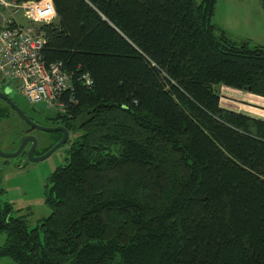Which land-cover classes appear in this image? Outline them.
<instances>
[{"label":"trees","instance_id":"16d2710c","mask_svg":"<svg viewBox=\"0 0 264 264\" xmlns=\"http://www.w3.org/2000/svg\"><path fill=\"white\" fill-rule=\"evenodd\" d=\"M51 1L42 57L73 74L75 102L50 111L66 163L35 227L0 200V260L264 264V120L216 92L264 98V46L212 23L216 0Z\"/></svg>","mask_w":264,"mask_h":264},{"label":"rangeland","instance_id":"374dc122","mask_svg":"<svg viewBox=\"0 0 264 264\" xmlns=\"http://www.w3.org/2000/svg\"><path fill=\"white\" fill-rule=\"evenodd\" d=\"M212 23L230 34L249 39L254 45L264 46V13L260 0H216ZM8 86L17 102L22 107H27L26 100L16 92L14 84L9 83ZM216 92L222 99L223 107L264 120V98L259 99L249 91L241 90L235 93L221 87H217ZM33 106L46 115H54L46 110L42 103ZM11 131L12 129H9V135ZM14 135L13 139H15ZM66 150L65 145L44 161L29 162L27 165L24 162L23 168L19 166L21 158L8 160L7 163L0 159V190H2L0 200L11 204L17 216H24L28 228L41 223L50 213L43 202L44 184L51 172L66 163ZM4 240V235L0 234V246L4 244ZM0 264L16 263L3 258Z\"/></svg>","mask_w":264,"mask_h":264},{"label":"built area","instance_id":"2783aa9c","mask_svg":"<svg viewBox=\"0 0 264 264\" xmlns=\"http://www.w3.org/2000/svg\"><path fill=\"white\" fill-rule=\"evenodd\" d=\"M56 19L51 0H0V84L13 83L16 92L31 106L42 103L48 111L63 113L65 95L75 102L71 97L73 74L60 61L45 63L42 50L46 38L39 29ZM77 81L86 88L92 86L87 74H79Z\"/></svg>","mask_w":264,"mask_h":264},{"label":"flooded vegetation","instance_id":"af4514ba","mask_svg":"<svg viewBox=\"0 0 264 264\" xmlns=\"http://www.w3.org/2000/svg\"><path fill=\"white\" fill-rule=\"evenodd\" d=\"M10 89L9 86H2L0 84V151L5 154H13L19 149L22 141L25 142V144L17 156H0V159L7 163L8 160H18L21 158L19 166L23 168L25 167V163L26 165L29 164V162L37 163L32 162L28 156V153L33 146V138L36 140L33 150L31 151V157L33 158L43 156L63 138L62 131L45 132L37 129L36 126L42 128H66L60 121L54 120V115H46L35 109L34 106L29 105L27 102L28 106L22 107L12 96V91ZM5 128L8 129L6 130ZM9 129H12L10 135L8 132ZM13 131L17 134L15 133L14 135ZM13 135L15 136V139L12 138ZM69 137L70 132L68 131V140ZM4 142L7 144L4 145ZM65 145L66 143L63 146ZM16 163L17 161L15 164Z\"/></svg>","mask_w":264,"mask_h":264},{"label":"water","instance_id":"95a60500","mask_svg":"<svg viewBox=\"0 0 264 264\" xmlns=\"http://www.w3.org/2000/svg\"><path fill=\"white\" fill-rule=\"evenodd\" d=\"M244 91L248 92L249 88H245ZM37 129L41 130V131H45V132H56V131H62L63 132V138L62 140L57 143L55 146H53L51 149H49L43 156L38 157V158H33L31 157V151L33 150V146L36 142V140L33 138L32 142H33V146L30 150V152L28 153V156L30 157V160L32 162H40V161H44L47 158H49L58 148L62 147L68 140V131L64 128H42V127H38L36 126ZM25 142H21L19 149L13 153V154H5L3 152L0 151V156L3 157H15L19 154V152L21 151V149L23 148Z\"/></svg>","mask_w":264,"mask_h":264},{"label":"crops","instance_id":"0c3cea01","mask_svg":"<svg viewBox=\"0 0 264 264\" xmlns=\"http://www.w3.org/2000/svg\"><path fill=\"white\" fill-rule=\"evenodd\" d=\"M18 18V20L19 21H21V22H23V20H22V18L21 17H17ZM56 21H57V19H56ZM55 21V22H56ZM8 86V85H7ZM219 87H221V88H225V89H228V91H233V92H235V93H238L239 91H237V90H233V89H231V88H227V87H225V86H219ZM231 95V94H230ZM257 98H259L260 99V97H258L257 96ZM264 100V99H263ZM222 102V99H220V106L222 107V108H224V109H227V110H230V108L228 109V108H226V107H223L221 104ZM230 111H235V110H233V109H231ZM236 113H238L237 111H235ZM244 115H247V114H244ZM248 116V115H247ZM249 117H253V116H249ZM253 118H258V117H253ZM258 119H260V118H258Z\"/></svg>","mask_w":264,"mask_h":264}]
</instances>
